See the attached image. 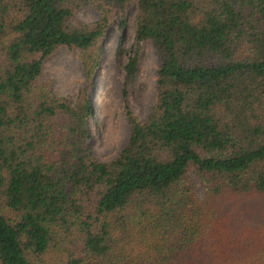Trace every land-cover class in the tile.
I'll use <instances>...</instances> for the list:
<instances>
[{
	"label": "trees",
	"instance_id": "obj_1",
	"mask_svg": "<svg viewBox=\"0 0 264 264\" xmlns=\"http://www.w3.org/2000/svg\"><path fill=\"white\" fill-rule=\"evenodd\" d=\"M129 2L123 94L148 40L155 103H124L129 140L99 161L89 91ZM87 4L101 17L75 20ZM61 46L74 100L41 79ZM0 264H264V0H0Z\"/></svg>",
	"mask_w": 264,
	"mask_h": 264
},
{
	"label": "rangeland",
	"instance_id": "obj_2",
	"mask_svg": "<svg viewBox=\"0 0 264 264\" xmlns=\"http://www.w3.org/2000/svg\"><path fill=\"white\" fill-rule=\"evenodd\" d=\"M116 12H111L113 16L103 37L99 65L89 91L92 116L88 122L91 134L88 147L99 161L116 157L129 140L131 130L124 113V103L141 119L148 116L155 103L158 57L148 40L142 44L134 89L126 97L123 94L126 50L133 48L134 42L135 3L127 4L122 28L119 27ZM73 17L77 21L92 23L101 17V11L93 4H87L77 8ZM119 45L122 53L117 57ZM41 79L50 82L55 95L74 100L86 84L78 51L58 47L44 59Z\"/></svg>",
	"mask_w": 264,
	"mask_h": 264
}]
</instances>
